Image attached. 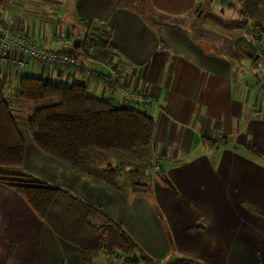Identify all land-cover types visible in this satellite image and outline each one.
<instances>
[{
    "label": "crops",
    "instance_id": "0c3cea01",
    "mask_svg": "<svg viewBox=\"0 0 264 264\" xmlns=\"http://www.w3.org/2000/svg\"><path fill=\"white\" fill-rule=\"evenodd\" d=\"M131 1L7 0L0 8V22L58 52L74 54L73 40L83 38L87 24L102 26L110 35L109 62L119 65L117 76L108 64L85 60L87 75L84 68L28 59L13 47L11 60L0 56L25 142L23 170L101 207L138 245L148 260L142 264H264V95L257 90L264 66L258 60L261 69L252 72L239 52L236 41L245 33L231 42L206 27L249 34L256 22L264 25V15H245L242 0ZM25 76L81 84L92 96L129 106L111 91L114 79L156 100L158 107L148 110L134 106L153 117L151 152L163 160L161 172L150 167L145 176L148 191L133 192L121 176L112 185L40 150L26 123L35 106L19 98ZM87 256L0 183V264H81Z\"/></svg>",
    "mask_w": 264,
    "mask_h": 264
},
{
    "label": "trees",
    "instance_id": "16d2710c",
    "mask_svg": "<svg viewBox=\"0 0 264 264\" xmlns=\"http://www.w3.org/2000/svg\"><path fill=\"white\" fill-rule=\"evenodd\" d=\"M6 1L0 0V7ZM118 1L132 4L131 0ZM242 5L247 15L264 11V0H242ZM256 25L264 30L263 24ZM87 26L83 42L75 50L77 57L109 61L113 55L109 33L97 24ZM236 42L244 57L255 60L256 44L247 42L245 36H240ZM5 84L0 71V183L20 194L60 237L84 249L88 256L81 264H93L92 253L102 251L109 255L107 264L116 252L127 264L147 262V258L139 256L138 245L122 225L101 207L23 170L25 142L12 102L6 96ZM19 98L35 106L26 123L36 146L76 171L100 175L116 185L126 165L125 160H121L123 157L151 155L155 122L140 109L118 106L92 96L81 84H50L37 76L21 79ZM111 157H118L117 164L108 161L103 166L102 160ZM127 174L132 183L139 176L137 168L128 170ZM135 182L130 187L133 192L148 191L147 183ZM7 239L11 249L9 235Z\"/></svg>",
    "mask_w": 264,
    "mask_h": 264
},
{
    "label": "rangeland",
    "instance_id": "374dc122",
    "mask_svg": "<svg viewBox=\"0 0 264 264\" xmlns=\"http://www.w3.org/2000/svg\"><path fill=\"white\" fill-rule=\"evenodd\" d=\"M7 2V1H6ZM141 3V2H140ZM203 4V3H202ZM204 5V4H203ZM4 6V5H3ZM2 6V7H3ZM2 7H0V8H2ZM245 14V13H244ZM264 15V11L263 12H256L255 13V15H258V16H255V17H261L262 15ZM245 15H247V14H245ZM250 15V14H249ZM205 16H207V14H205ZM205 16H203V18H202V25H201V28H203V25H206V19H205ZM256 22V21H255ZM218 23V22H217ZM256 24H257V22H256ZM199 26V25H198ZM206 27H208V28H210L212 31H214V32H216V30H217V32L218 33H223V34H229V36H230V38L231 39H229L231 42H233L238 36H240V34H243V33H245V37H246V39H247V42H252V40H251V36L252 35H254L255 37H258V36H264V30L262 29V27H260V26H258V25H254V28L252 27V29L251 30H249L248 32H249V34L245 31L244 32V29H242L241 31H239V34L238 33H236V32H233V33H230V30H225V29H223V30H220V29H222L219 25H215V24H211L210 22H209V24L206 26ZM213 27V28H212ZM228 29V28H227ZM203 30H204V28H203ZM220 32H219V31ZM240 30V29H239ZM87 31H88V29H86L85 30V34H84V36H83V38L85 37V35H86V33H87ZM232 32V31H231ZM77 34V33H76ZM246 34H247V36H246ZM79 36H76L75 38H78ZM29 38V37H28ZM74 38V39H75ZM81 38V37H80ZM83 38H81L82 39V42H83ZM30 39V38H29ZM219 39V38H218ZM32 40V39H31ZM223 38H220V41L221 42H223ZM34 41V40H33ZM74 41V40H73ZM253 43V42H252ZM72 46H73V43H72ZM81 46V45H80ZM242 46L244 47V44H242ZM74 48V47H73ZM72 48V51L71 52H75V50H78V49H73ZM229 49H227V51H228ZM60 53H62V54H73V53H68V52H66V51H61ZM10 54V53H9ZM230 54H232V50L230 51ZM229 54V55H230ZM257 54V53H256ZM74 55V54H73ZM231 57H232V55H230ZM256 56V55H255ZM246 60V63H248L249 64V66L251 67H249L250 69H252V72L253 71H259L260 69H261V64L259 63V62H257L258 61V59H256V57L254 58L255 60H251V59H249L248 57H246L245 58ZM75 60H77L79 63H81V65H82V67L81 68H84V65H85V63H86V61L87 60H94L93 58H88V57H85V58H83V57H81V58H79V57H77V55H76V52H75ZM86 60V61H85ZM34 61H36V60H34ZM94 61H96V62H98V63H103V64H108L111 68H112V70L114 71V73H116L117 74V76H118V73L117 72H119L118 71V68H119V65L116 63V61H98V60H94ZM254 61H256V62H254ZM37 62H39V61H37ZM44 64H46V63H44ZM47 65H52V64H47ZM57 65H63V64H57ZM65 65H67V66H70V67H73L72 65H71V63H69V64H65ZM54 66V65H53ZM240 70H245V67H243V66H241L240 65ZM76 69H79V68H76ZM89 71H91L92 72V70H90V69H88V68H84V72L87 74V75H89ZM94 73V72H93ZM109 80L111 81L112 80V78L110 77L109 78ZM116 83L117 82H115V80L113 79V86H114V88H116L120 93H121V89L122 88H126V90H128V91H130V90H132V91H137V92H140V93H142L141 91H139L138 89H128L127 88V86H123V85H120V84H117L116 85ZM122 94V93H121ZM143 94V97H144V101H138V100H136V101H133V103H126V104H128L129 106H126V107H131V108H136V107H134L136 104H138V103H142L144 106H145V108H147V110H148V106H147V101H145V100H151V101H153V102H155L156 103V105H158V103L156 102V100H153V99H151V98H148L147 96H145V94L144 93H142ZM14 106H16V107H18L19 109H20V104L18 103V102H16V101H14ZM119 106V105H118ZM156 107V106H155ZM144 108V109H145ZM24 109V108H23ZM138 109V108H137ZM141 110V109H140ZM146 110V109H145ZM145 110H142V111H144L145 112ZM26 111H28V109L26 110ZM33 111V110H32ZM31 111V112H32ZM15 113V112H14ZM16 115V114H15ZM151 150H152V145H151ZM116 158H118V157H111L110 158V160H113V163H115V164H117V161L119 160V159H116ZM157 159H158V157H153V155H152V152H151V155H149V157L147 156V157H140V156H135V157H132L131 159H128V158H125V157H123L121 160L122 161H124L125 160V167H124V170L126 169H128V170H133L134 168H137V171H138V173H139V176L137 177V180H136V182H140L141 184H143V183H147L146 181V178H145V176H147V172H149L150 171V167H152V169H153V171H155V165L157 164ZM163 161V160H162ZM124 172V171H123ZM125 173V172H124ZM119 176H121L122 177V183L123 184H127V185H129L130 187H131V185L132 184H134V182L132 183V181H131V177H129L128 176V174L126 173L125 174V176L124 175H122V172H121V174L119 175ZM135 182V183H136ZM91 257H92V261H93V264H107V262L109 261V255L107 254V252H104V251H102V252H96V253H92V255H91ZM112 258V261H111V263H109V264H127V263H125V262H122L123 260H120V258H119V255H118V252H116V255H114V256H112L111 257ZM111 258H110V260H111Z\"/></svg>",
    "mask_w": 264,
    "mask_h": 264
},
{
    "label": "built area",
    "instance_id": "2783aa9c",
    "mask_svg": "<svg viewBox=\"0 0 264 264\" xmlns=\"http://www.w3.org/2000/svg\"><path fill=\"white\" fill-rule=\"evenodd\" d=\"M224 2H228V0H224ZM251 40L254 44L257 46V54L256 58L260 60L261 64L264 66V36H258L255 37L254 35L251 36ZM14 48L15 50H18L22 54L25 55L28 59H33L36 61H39L41 63L46 64H69L74 68H81L82 65L77 60H75V56L73 54H62L58 51H54L48 48H45L39 44H37L35 41L29 39L27 36H24L20 34L19 32L14 31L10 26L0 22V56L5 61L11 60L9 51L10 48ZM13 59L12 61H14ZM19 64L24 65L26 64L25 61H18ZM91 71H89V74ZM108 82H111L109 78H107ZM116 90L112 84L111 91L113 92ZM258 93L260 95H264V83H260L257 87ZM121 93L124 97V100L126 103H133V101H144L143 94L137 91H128L126 88H122ZM147 101V106H156L155 102L151 100H145ZM162 158L158 157L157 164L155 165V171L161 172L162 170Z\"/></svg>",
    "mask_w": 264,
    "mask_h": 264
},
{
    "label": "water",
    "instance_id": "95a60500",
    "mask_svg": "<svg viewBox=\"0 0 264 264\" xmlns=\"http://www.w3.org/2000/svg\"><path fill=\"white\" fill-rule=\"evenodd\" d=\"M81 44H82V39L80 37L74 39V41H73V47L75 49H78Z\"/></svg>",
    "mask_w": 264,
    "mask_h": 264
}]
</instances>
